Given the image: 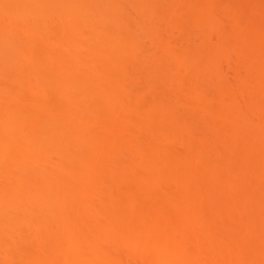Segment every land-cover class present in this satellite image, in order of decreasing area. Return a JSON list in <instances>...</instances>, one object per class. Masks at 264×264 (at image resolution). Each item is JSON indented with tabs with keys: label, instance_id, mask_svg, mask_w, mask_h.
I'll use <instances>...</instances> for the list:
<instances>
[{
	"label": "bare ground",
	"instance_id": "6f19581e",
	"mask_svg": "<svg viewBox=\"0 0 264 264\" xmlns=\"http://www.w3.org/2000/svg\"><path fill=\"white\" fill-rule=\"evenodd\" d=\"M60 5L69 23H60L55 42L34 32L21 35L13 15L2 23L0 58L8 59L2 87L8 98L0 97V264H264L260 240L244 235V226L240 239L224 228L218 236L210 222L231 221L239 211L242 216L253 202L240 204L239 187L255 186L247 177L264 178V130L259 133L255 124L239 131L226 126L232 117L245 115L227 107L234 101L227 97L228 87L207 72L209 53L216 49L202 46L206 52L197 51L198 59L176 54L133 21L118 22L120 28L112 25L117 22L76 17L79 5ZM252 43L245 45L260 68L251 88L264 98V41ZM29 73L35 77L30 84L23 76ZM27 87L36 94L24 95ZM262 110L264 117V104ZM246 142L261 150L260 171L249 163L250 176L246 173L245 181L240 176L245 183L238 187L231 179V202L223 196L230 213L223 208L215 213L234 170L222 154L229 172L226 177L215 173L221 165L212 158L220 161L226 151L234 161L249 160L248 146L242 148ZM259 200L264 206V198ZM262 220L256 226L264 230ZM245 240L249 250L243 248Z\"/></svg>",
	"mask_w": 264,
	"mask_h": 264
},
{
	"label": "rangeland",
	"instance_id": "374dc122",
	"mask_svg": "<svg viewBox=\"0 0 264 264\" xmlns=\"http://www.w3.org/2000/svg\"><path fill=\"white\" fill-rule=\"evenodd\" d=\"M66 2H70L71 7H74V5H76V6L79 5L80 7L85 8L84 10H82L83 9L82 8L78 13L75 14V16L78 18L79 17L80 18H91L94 21L96 20V21L111 22L110 24H112V22H117V23H113L112 25H114V26L116 25V27H120V28L124 25L121 24V26H119L118 22L119 23L122 22L123 24H125L126 22L133 21L135 23V25L139 27V29L144 28V30H142V29L141 30L148 37H150L151 39L153 38L154 41H155L154 38H156V41L161 43L162 47H165V48L167 47L166 49H169V50L175 52L176 54H178L180 52L179 53L180 55H181V53H185V54H190L189 56H192L193 54L195 55L197 53V51H198V53L203 54L201 52L202 51L206 52V51L204 49H201L202 46H203V48H207L206 50H208V48L212 49V50L216 49L214 51L209 50V51H212L209 53L210 56H209V54H207L209 56L208 57L209 58L208 63L210 65V66L207 65L209 67L206 66L207 72L212 71L213 74L216 73V74H218L219 77H221L220 80L224 83V85H226L228 87V91H229L228 93L229 94L227 97H229L231 99V101L234 100V101H232V103L231 102L229 103L228 102L229 98H227L228 99L227 102L229 103V104L227 103V107L230 104H231L230 105L231 108L237 107V111L239 109L240 112L241 111L243 112V115L247 116L246 118H245V116L239 117V118L240 119L244 118L245 121H248V124L244 125V124H246L244 122V120H242V122H241L240 119H235L236 117H232V118L230 117L231 119L228 118L229 119L228 122H230V124L226 123V126L230 127V125L232 124L233 127L235 126L237 128L236 129L237 131H239L240 127L242 128V126L248 127L250 125H252L251 127L254 129L256 127L257 128L256 131H258V129L261 131L264 130V117L262 116V111H263L262 106L264 104L263 103L264 101H262V99L264 100V98H262L263 96H259L258 93H256V91H254V89L251 88V84L254 82V80H256L257 72L259 71L260 67L258 65H257V67H254L255 58L254 59L252 58L253 56H251L252 53H250V49L247 50V48H246V45H248L249 40H251V44H253V45L255 43H252V42L258 41V43H259V41H262V42L264 41V0H7L5 2V4H4V0H3L2 2H0V7L3 6L2 9L0 8V15L2 13V16H0V24H1L0 25V37H1L2 33H4V31H3L4 27L2 28V23H4V21H6L8 14H9V16L13 15L11 17H14V20H17L16 22H14V24H15V26L18 27L21 35L28 36L29 34L34 32L35 34H37V36H43V37H45L44 39H49V40H52L53 42H55L56 38L59 36V35H57V32H58L57 29L59 26H61L60 23H62L64 21L67 24L69 23L68 18H65V17H67L66 16L67 10L62 8V6L60 5V4L64 5ZM211 5H212L211 8H213L212 11L210 10L211 8L209 7ZM4 6L7 9L4 8ZM59 6H60V8H57ZM4 9H6V11ZM69 14H71V12ZM5 15H6V17H5ZM73 15H74V13H73ZM15 18H17V19H15ZM236 24L240 27L239 31H237L238 33H236V31H234V30H236V29H234L236 27ZM112 28H115V27H112ZM110 29H111V27H110ZM115 30L116 29H113V30L111 29V31H113V32ZM252 31H253V33H252ZM20 33L17 34L18 39L20 37ZM262 35H263V37H261ZM48 36H50V38H48ZM257 36H259V37L256 38ZM22 37H20V38H22ZM53 38L55 40H53ZM247 40H248V42L246 44L245 42ZM40 41L43 42V40H40ZM146 41L149 43L148 40H146ZM38 44H39V42H38ZM149 44H147L146 46H148ZM50 45H53V44L50 43ZM37 46H39V45H37ZM42 46H43V44H42ZM47 46H49V45H47ZM66 46L67 45L65 44V47ZM150 46H151V44H150ZM150 46H148L149 50L153 52L155 49H151ZM250 46H252V45H250ZM51 47H50V49H51ZM65 47H64V49H65ZM68 48H70V47H68ZM41 49H43V48L41 47ZM251 49H252V47H251ZM183 51H185V52H183ZM187 51H188V53H186ZM40 52H41V50H40ZM37 53H39V52H37ZM44 54H45V52H44ZM0 55L2 56V54H0ZM194 55H193V57L195 58L196 55L195 56ZM207 55L205 57H207ZM254 55H255V53H254ZM185 56H187V55H185ZM198 56H199V54L196 56V59L199 58ZM260 56H262V55H260ZM254 57H256V56H254ZM2 58L5 60H1L2 62L0 61V69H1L0 70V94H1L0 97H2V95H3L6 98V96L8 94L7 93L5 94V92H4L5 89L2 87L4 84H6V83H4L6 81H5V77L3 78L4 74L2 73V71H3V67H5V68L8 67V66H5V65H7L6 60L8 61V59H6L4 57H1L0 59H2ZM201 60H205V59L202 58ZM262 60H264V59H262ZM209 61L210 62L212 61V63H210ZM257 61H259V59ZM45 62L47 65L46 68L47 69L50 68V67H48V66H50L48 64L49 61L48 62L45 61ZM206 62H207V60H206ZM3 64H4V66H3ZM260 64H263V63L261 62ZM23 65H25V64H23ZM263 66L264 65H262V67ZM22 68H23L22 65H19L18 70L22 71L21 70ZM46 68H45V70H46ZM255 68H258V69H255ZM204 70H206V69H204ZM207 72H206V74H208ZM31 75H30V73L28 75H23V76H26L24 78H26L29 81V82H27L29 84L32 83L33 80L35 81V79H34L35 77L33 75L32 76ZM63 80H62V82H63ZM65 82H67V81L64 80V83ZM68 83H66V84L68 85ZM27 88H25L23 90L21 89L22 92L24 93V95L26 94V96H27L30 94L31 96H34L31 93H35L36 89L33 87H29L28 89ZM21 90H18L17 92L19 93V91H21ZM22 92H20L19 94H23ZM7 98H8V96H7ZM232 104H233V106H232ZM227 107H226V111L231 109L230 107L229 108H227ZM234 110H235V108H234ZM226 113L230 114V113H232V111L230 113H228V111H227ZM233 113H236V112L234 111ZM237 114H239V112ZM238 116H240V115H237V117ZM241 116H242V113H241ZM217 118L218 117L214 118L215 121L219 120ZM221 119H223V117H221ZM224 122H225V120H224ZM240 122L244 123V124H241ZM254 124L259 125L258 126L259 128L257 126L253 127ZM67 125H69V124H67ZM67 125H65V126L67 127ZM71 127H72V124H71L70 128ZM254 129H251L250 131H252ZM258 132L260 133V131H258ZM258 132H253V133H255L253 136L258 134ZM243 133H246V132H243ZM262 133H264V131ZM251 134H252V132H251ZM239 136H240V134H239ZM259 136H260V134H259ZM259 136H258V139H259ZM252 139H251V141H253ZM247 143L248 142H246L245 144H242V148H243V146L247 147L248 146ZM176 149H178V148H176ZM248 149H249V152H248V150H247V152H248L249 158H251V159L247 158L249 160H246V161L243 160L242 161L238 158L234 161L235 158L230 157L231 154H229L228 152L226 153V151H221L222 153L219 152L221 154L219 157H220V161H222V164L219 161L218 157H217L218 159L216 158L218 161H216L215 159L212 158V162L214 160L216 167L217 166L219 167L220 165L222 166L224 164L222 167L220 166L221 169L218 168L220 170L217 169L218 170L217 172H215V170H214L213 172H215V173H218V172H219V174H220V172L224 173L225 170L229 172L228 169H230V168H231L230 169L231 172H232V170H234V172H233L234 176H232L231 178L230 177L226 178V179L231 180V179L235 178V179L239 180V181L236 180L237 182H234L235 181V179H234V181H233V183H235L234 185H236L238 187H239V184L243 183L247 179H251L250 181L253 180L256 183V184H254L255 186H251L247 183L248 187L244 184L246 186V187L244 186L245 188L243 187L244 190H243V188H240L241 186L238 189V192H240L239 193L240 198H238V199L242 200L241 203L239 201L238 202L240 204H243L246 202V204H244L246 206L247 202L249 203V200H250L253 202V204L250 202L251 206L248 205L247 206L248 208H246L244 206L246 208V210L244 211V214L242 216H241V214H240V216L238 214L240 211L236 214L232 213L233 214L232 216H235V217L237 216L238 218L236 217V219H234L235 218L234 217L231 221L228 219H224V218H223L224 220L223 219L218 220L217 218H216V220H214L215 218H213V220L211 219L212 221H210V220L209 221L211 222V224H213V227H214L213 229L216 228V232L218 230H220V232H221L222 229L224 228V230L226 229L225 231H228V232L231 231L230 236L232 235V233L234 236L236 234L239 236L238 233L240 232V228L242 226H244V227H242V228H244V232H245V233H243L244 235L248 234V237H250V238L253 237V239H255L257 241L260 240L259 245H258L259 247L257 246L258 250H260L259 248L264 249V233H263L264 230L261 229L262 227L258 228L257 226L260 224L259 223L260 220L263 219L262 221H264V216H262V215H264V206L259 203V201H260L259 199L262 197L264 198V178L262 180L261 179L262 176L260 177L259 174L258 175L251 174L253 176H250V173H251L250 170L252 169V171H253L254 168H257V170H259V168L261 167L260 166L261 165V157H260L261 150H260V148L257 149V147L250 146V145L248 146ZM178 150H180V149H178ZM222 154H223V156L226 155L224 157H226L227 163L228 162L231 163L230 166H233V167L229 168V165L226 163L225 158L222 156ZM250 154L252 155V157ZM229 157L231 160L229 159ZM193 158H195V157H193ZM204 158H203L204 162L205 161L209 162V159H206V157H204ZM194 160L192 159V163L196 162V160L195 161ZM198 160H199V158H198ZM238 160L240 163L238 162ZM233 161H234V163H233ZM247 161H249V162H247ZM210 162H211V159H210ZM217 162H219V165L217 164ZM235 162L238 163V165L235 164ZM232 163L236 166H234ZM249 163H250V165H253L254 168L249 167ZM197 164H199V163L197 162ZM225 164H227V166ZM207 165H208V163H207ZM207 165H205V166L203 165V166L207 167ZM242 165H243V167H242ZM247 165H248V168L246 169ZM200 166H202V164ZM204 167H202V168L205 169ZM224 167H225V169H224V171H222ZM226 168H228V169H226ZM240 170H243V173L241 172L242 174L240 173ZM205 171H204V173H205ZM256 171L254 170V173H256ZM213 172L211 171V173H213ZM215 173H214V175H215ZM222 173H221V175H222ZM246 173L251 178L247 177V179L244 180V178H246V176H248ZM219 174L215 175V176H219ZM210 175L213 176V174H210ZM221 175L219 177H222V176L226 177L225 176L226 172L222 176ZM229 175L231 176L230 173H229ZM229 175L227 174V177ZM238 175H239V177H237ZM240 176H241V178L244 177L243 178L244 181H242ZM220 179H219V183H221V181H223V180L220 181ZM223 179H225V178H223ZM212 180H213V178H212ZM252 182H250V183L253 184ZM225 183L228 184V188H226L227 191H228V189H230L229 187H233L232 189H230L233 191L235 186L231 185V184H233L232 180L231 181L228 180V181L224 182V185H225ZM256 185H259V186H256ZM173 188H172V190H173ZM210 189H211V187L207 188V190H209L208 192H211ZM213 190L214 189L212 188V191ZM230 190L228 192L224 191V190H223L224 192L222 191L221 196H219V200L222 201V199H223V203H221L218 200L219 206H220V204L222 206H221V209L219 207H217V211L215 213L223 212V209L226 208V207H224V205L228 206L229 203L231 202L230 201L231 199H229V198L233 195V193L231 196L228 197ZM208 192H207V194H208ZM238 192H236V190H235L234 195H235V193L237 195ZM191 193H194V192L192 191ZM214 193H216V190L213 191V194ZM189 194H188V196H189ZM223 196H227L224 198H225V200H226V198H228L227 199V200H229V203H227L228 205L224 204ZM233 197H235V196H233ZM197 198H200V197L198 196ZM211 199H208V204H211L210 202H212V201H209ZM233 199H235V198H233ZM251 199H253V200H251ZM237 200H234V201L237 202ZM254 200H256L259 203V206L256 204V201H254ZM196 201H199V200H196ZM215 201H213V202H215ZM202 204H203V202H202ZM236 204H238V203H236ZM204 206L206 207V204H204L203 207ZM210 206H214V205L211 204ZM231 206H234V202H232V205H230V207ZM241 206H243V205H241ZM205 207H204V209H205ZM206 208H208V209H206V212L208 213L207 210H209V207L207 206ZM235 208H234V210L236 211ZM227 209H228V207H227ZM227 209H225V210H227ZM211 210H213V209H211ZM228 210H230V208ZM239 210H241V208ZM227 211H224V212H227ZM227 213L229 214L230 212L228 211ZM208 215L209 214H207V216ZM218 216H220V215L218 214ZM223 216L225 217L226 213H224ZM210 217H211V215H210ZM241 217H243V218H241ZM203 218H205V217H203ZM230 218H231V216L229 217V219ZM204 220H206V219H204ZM244 220L246 222L244 225H242ZM256 223L258 224L257 226H256ZM261 223H263V222H261ZM204 226H205V224H204ZM208 228H210V227H208ZM205 229H206V227H205ZM227 229H230V230H227ZM211 232L213 233L215 231L214 230L212 231V229H211ZM220 232H217V235ZM228 234L229 233H227V235ZM240 234H242V233H240ZM249 235H251V236H249ZM214 237H215V235H214ZM229 237L226 236V239ZM231 238H229V240H231ZM239 238L241 239V236H239ZM245 238L243 236V240ZM217 239H218V237H217ZM247 240H249V239H247ZM245 242H246V240L243 243L244 244L243 248L248 249V246H245V245H247ZM253 242H254V240H253ZM252 244H251V246H252ZM248 245H249V243H248ZM254 248H255V246H254ZM255 249L257 251V248H255ZM250 250L252 252L251 248H250ZM261 251H263V250H261ZM248 252H250V251H248ZM258 253H259V251L257 252V254ZM250 255H252V254H250ZM255 255H253V256H255ZM259 257H261V256H259ZM254 262H255V260H254Z\"/></svg>",
	"mask_w": 264,
	"mask_h": 264
}]
</instances>
